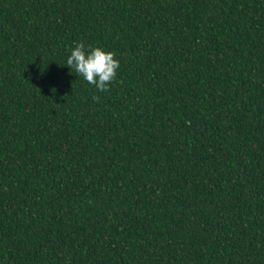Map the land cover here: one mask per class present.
<instances>
[{
  "label": "trees",
  "instance_id": "1",
  "mask_svg": "<svg viewBox=\"0 0 264 264\" xmlns=\"http://www.w3.org/2000/svg\"><path fill=\"white\" fill-rule=\"evenodd\" d=\"M0 264H264V0H0Z\"/></svg>",
  "mask_w": 264,
  "mask_h": 264
},
{
  "label": "clouds",
  "instance_id": "2",
  "mask_svg": "<svg viewBox=\"0 0 264 264\" xmlns=\"http://www.w3.org/2000/svg\"><path fill=\"white\" fill-rule=\"evenodd\" d=\"M66 65L99 92H106L116 79L120 61L112 51L102 47L88 49L81 42L71 50ZM93 99L99 100V97L94 96Z\"/></svg>",
  "mask_w": 264,
  "mask_h": 264
}]
</instances>
